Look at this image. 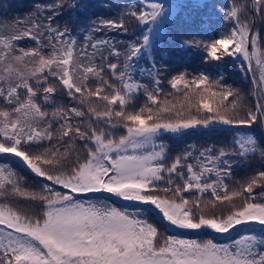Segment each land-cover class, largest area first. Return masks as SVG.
I'll list each match as a JSON object with an SVG mask.
<instances>
[{
	"label": "snow or ice",
	"instance_id": "6c2138e0",
	"mask_svg": "<svg viewBox=\"0 0 264 264\" xmlns=\"http://www.w3.org/2000/svg\"><path fill=\"white\" fill-rule=\"evenodd\" d=\"M85 7L37 2L0 20V264H264V0H231L227 31L180 44L207 70L174 74L167 51L159 64L153 54L173 6L139 0L115 18L56 23ZM126 21L140 34L107 35H127ZM230 59L254 103L213 75ZM201 129L220 143L169 158L165 135ZM250 160L254 174L229 187ZM20 166L41 178L35 187ZM169 227L209 238L165 236Z\"/></svg>",
	"mask_w": 264,
	"mask_h": 264
},
{
	"label": "trees",
	"instance_id": "16d2710c",
	"mask_svg": "<svg viewBox=\"0 0 264 264\" xmlns=\"http://www.w3.org/2000/svg\"><path fill=\"white\" fill-rule=\"evenodd\" d=\"M51 3L54 0H0V20L12 21L17 18H23L25 15L33 10L35 3ZM86 7L80 11H74L71 16L67 13L63 17L57 19L56 23L63 27L65 21L71 20L72 23L79 27L82 24H86L88 20L94 18H115L117 13L122 9L120 5L135 4L139 0H80ZM153 2H159L166 7L171 5L174 8L173 16L168 25L166 26V36L163 40V47L157 46L153 54L157 57V63H161L159 57L164 51L168 52V60L166 63L169 65V74H174L172 69H187L190 72H195L200 69H206V65L201 62L202 53L196 49H184L180 47L181 42L184 39L189 38L190 35L195 36L197 39H210L219 36L223 31H227L229 25L222 19L221 10H226L231 0H153ZM107 5V7H106ZM129 26V33L122 35L118 32H108L107 35L117 39L125 40L134 38L132 33L136 35L140 34L139 28L131 21H126ZM73 34H76L75 28ZM82 40V37H80ZM27 46H31V42ZM234 59V58H233ZM140 65L146 66L148 61L146 59L141 60ZM213 75L222 74L226 82L236 88H239L249 100L254 103V98L250 95L251 83L250 78H245L243 74L239 73V69L235 63L230 59L228 62H220L218 65L211 69ZM142 82L150 83L145 79ZM165 92L171 91L170 87L163 85ZM163 98V97H162ZM168 99L175 102V97L169 96ZM144 102V97L141 94L138 104ZM223 134L217 132H209L207 130H199L190 135L185 136H172L165 135L163 142L168 146V154L171 159L176 154H179L185 150L189 145H194L197 148L204 147L213 143H220ZM7 160V158H5ZM258 167V161L250 160L248 164H237L233 169V175L230 180H226L229 187H232L233 183L237 180H244L248 176L254 174V171ZM17 171L24 176H27L29 184L33 187L36 185V181L41 178H34L32 175L24 169L22 166L17 167ZM205 198H210L206 194ZM117 206H124L127 202L116 201ZM163 231V229H162ZM164 235H176L181 238H194L204 240L209 238L200 232L184 231L169 227ZM233 238L236 237V233H232ZM227 236H220L218 240L220 242H227Z\"/></svg>",
	"mask_w": 264,
	"mask_h": 264
},
{
	"label": "rangeland",
	"instance_id": "374dc122",
	"mask_svg": "<svg viewBox=\"0 0 264 264\" xmlns=\"http://www.w3.org/2000/svg\"><path fill=\"white\" fill-rule=\"evenodd\" d=\"M197 1H200V0H197Z\"/></svg>",
	"mask_w": 264,
	"mask_h": 264
}]
</instances>
